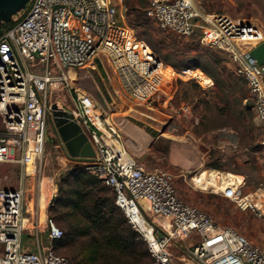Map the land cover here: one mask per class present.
<instances>
[{
  "label": "built area",
  "instance_id": "built-area-1",
  "mask_svg": "<svg viewBox=\"0 0 264 264\" xmlns=\"http://www.w3.org/2000/svg\"><path fill=\"white\" fill-rule=\"evenodd\" d=\"M205 1L149 0L145 13L157 27L178 36L201 31L213 48L229 55L246 83L264 150V64L249 56L250 49L262 42L263 33L252 23L205 13L201 7ZM118 4L115 0H30L13 27L0 35V164L16 163L22 170L15 188L5 187L0 178V264H69L52 247V241L63 235L61 228L45 217L47 243L42 246L37 210H25L26 174L40 169L47 118L54 126L51 98L70 91L68 71L94 70L105 63L122 91L148 106L160 92L165 93L163 64L124 24ZM243 41L253 43L242 47ZM175 75L191 76L202 88L213 85L212 78L203 83L190 69L174 72L166 82ZM70 102L57 107L77 123L94 151L93 157L73 158L81 159L84 168L113 191L114 204L145 241L151 264H264V238L252 241L184 201L171 172L150 170L128 152L113 112L101 109L91 95L75 90ZM59 143L66 151L61 139ZM241 178L222 189L213 185L206 189L232 200L242 211L260 215L250 202L254 192H242ZM189 180L201 189L192 176ZM41 184L39 180V188ZM25 212L31 216L28 226ZM26 230L35 239V250L22 247Z\"/></svg>",
  "mask_w": 264,
  "mask_h": 264
},
{
  "label": "rangeland",
  "instance_id": "rangeland-1",
  "mask_svg": "<svg viewBox=\"0 0 264 264\" xmlns=\"http://www.w3.org/2000/svg\"><path fill=\"white\" fill-rule=\"evenodd\" d=\"M115 1H119L118 13L124 24L133 29L135 36L143 40L157 57L149 44L150 33L179 49L178 53L172 52L174 54L167 63L158 57L163 64V79L171 78L174 72L180 74L182 71L174 68L172 64L180 67L191 60L193 62L197 54L204 51L218 56L221 65L228 72L227 76L230 75L231 78L226 79L218 72L216 79H213V85L202 88L191 76L175 75L169 82L163 81L162 89L165 93L160 92L148 106L146 103H137L123 92L116 77L104 63L103 66H96L94 70H71L75 73L72 78L69 70L70 91L59 92L57 97L51 98V104L70 106L75 90L91 95L101 109L113 112L112 117L120 128L123 142L136 160L144 162L150 170L171 172L175 177L177 194L184 201L209 214L217 224L230 225L250 240L260 241L264 238L262 212L259 215L258 212L250 210L242 211L232 200L210 189H198L189 180L203 170L211 175H218V172L227 176L235 175L238 180L242 179L239 177L241 175L244 177L242 192H264V150L259 144L260 130L254 119L253 107L250 108V114H244V120L241 119V109L246 102L240 98L244 91L248 95L243 77L235 71L229 55L213 48L203 37V32L188 37L178 36L160 29L149 18L148 26L134 29L128 23L124 0ZM141 2L142 11L145 12L149 0ZM201 7L205 13L224 14L232 19L256 25L262 31L264 41V0H207ZM252 43L245 41L240 46L248 47L247 44ZM168 44L164 45L165 51H168ZM167 67L172 69V74L167 72ZM188 69L203 72L200 68ZM202 74L207 76L204 72ZM207 78L209 79L208 76ZM227 99L230 105L225 107L223 101ZM248 102L253 104L251 99ZM129 127L132 128L131 133ZM45 132L46 142L40 169L26 174L25 179L29 185L25 210L36 209L39 221L45 220V216H51L48 209L56 194L59 179L72 167L82 165L81 159L69 156L60 145V138L49 118ZM215 161L221 168L208 166ZM21 172V167L16 163L0 164V178L5 187L15 188ZM204 179L206 186H217L207 178ZM39 180L42 181L40 188ZM222 181H226V177L216 178V182ZM61 211L67 213L69 210L62 208ZM24 217L27 225L31 219L29 212H25ZM56 224L62 230L63 226L74 225L79 231L84 223L80 216L71 217L65 214L61 222L56 221ZM26 233L22 240L23 248L35 245L33 236ZM95 235L94 229H90L88 234L75 235L66 246L55 251L67 257L70 264L78 263L95 248ZM100 253V260L95 264H129L127 257L115 249L101 247Z\"/></svg>",
  "mask_w": 264,
  "mask_h": 264
},
{
  "label": "trees",
  "instance_id": "trees-1",
  "mask_svg": "<svg viewBox=\"0 0 264 264\" xmlns=\"http://www.w3.org/2000/svg\"><path fill=\"white\" fill-rule=\"evenodd\" d=\"M123 4L127 11L128 23L132 28L138 29L148 26L146 9L145 12L142 11L141 0H124ZM23 13L21 15L16 14L11 20L0 23V35L13 27L18 17L22 16ZM200 32L198 31L195 34ZM150 37V46L164 63H167L170 56L174 54L172 52L178 53L179 49L176 45L175 47L174 45H169L154 33H150ZM203 37L205 38V36ZM166 44H168V51H165ZM195 58L196 60L193 59V62L191 60V62L180 67H177L176 64H172V66L178 70L200 68L212 80L216 79L218 72L226 79L231 78L230 75L227 76L228 72L221 65V60L218 56L204 51L198 53ZM240 99L246 102L241 109V119L244 120V114H250V108L253 107V104L251 105L248 102L250 97L245 94V91ZM223 103L225 107L230 105L228 99L224 100ZM208 166L217 169L221 168L217 161L208 164ZM101 184V180L85 169L83 165L72 167L59 179L56 194L49 205L48 212L51 214L49 218L56 223V221L61 222L65 214L71 217L80 216L84 224L79 231L76 230L77 226L74 225L63 226V230L61 229L63 235L59 239L52 241L53 249H60L66 246L69 240L72 241L75 235H85L89 233L90 229H94L96 234L95 248L91 249L85 258L83 257L81 261L74 264H95L100 260L101 247L104 249L109 247L120 252V254L122 253L127 257L129 264H151L152 258L145 241L130 227L121 210L114 204V195L113 197L106 196L104 188L107 186ZM62 208L69 211L64 213L61 211ZM102 262L104 263L105 261L102 260Z\"/></svg>",
  "mask_w": 264,
  "mask_h": 264
},
{
  "label": "water",
  "instance_id": "water-1",
  "mask_svg": "<svg viewBox=\"0 0 264 264\" xmlns=\"http://www.w3.org/2000/svg\"><path fill=\"white\" fill-rule=\"evenodd\" d=\"M30 0H0V23L11 20L16 14L21 15ZM249 56L258 65L264 64V41L253 46ZM54 127L63 141L68 154L72 157L88 158L94 156V151L85 134L75 121H70V115L56 104L51 106Z\"/></svg>",
  "mask_w": 264,
  "mask_h": 264
},
{
  "label": "bare ground",
  "instance_id": "bare-ground-1",
  "mask_svg": "<svg viewBox=\"0 0 264 264\" xmlns=\"http://www.w3.org/2000/svg\"><path fill=\"white\" fill-rule=\"evenodd\" d=\"M260 34H262V33L260 32ZM260 37L261 36L259 35L258 38H260ZM243 42H245V41H243ZM251 42H253V41H251ZM239 45H240V43H239ZM166 70L168 73L172 74V69L170 67H167ZM73 74H75V73L70 70L69 76L71 77ZM195 74L198 75L201 82H203V83L209 82V79L204 74H202L196 70H195ZM162 79H163V77H162ZM165 80H167V79L166 78L163 79V81H165ZM222 176L226 177V181H222L220 183L216 182V178L222 177ZM197 178H202V180H197ZM204 178H207V180H209V182L211 181L213 183H216L217 186H215V188H221V189L223 187H225L226 185L233 183L234 180L237 179L235 176H227L226 174H223L220 172H218V175H216V174L211 175L207 170L206 171L203 170V173L201 172L198 175L192 176V179H193V182L195 183V185L200 187L201 189H206L207 187H209V186H206V182H203V181H206ZM250 202L252 205L257 206L259 208L260 212H262V214L264 215V192L263 191H255L254 193H252V195L250 196ZM188 264H193V263H188Z\"/></svg>",
  "mask_w": 264,
  "mask_h": 264
},
{
  "label": "crops",
  "instance_id": "crops-1",
  "mask_svg": "<svg viewBox=\"0 0 264 264\" xmlns=\"http://www.w3.org/2000/svg\"><path fill=\"white\" fill-rule=\"evenodd\" d=\"M128 130H129V132L131 133L132 132V128L131 127H129L128 128ZM139 163H141V164H143L145 167H146V164L144 163V162H142V161H139V160H137ZM147 168V167H146ZM203 173V172H202ZM222 173V172H221ZM233 176H235V175H233ZM235 177H237V176H235ZM239 177H241V176H239ZM209 181V180H208ZM102 185V184H101ZM105 189V195L106 196H110V197H113V191L109 188V187H106V188H104ZM46 217V216H45ZM40 222V224H41V229H40V238L42 239V240H40V243H41V245L43 246V245H45L46 243H47V238H46V229H45V227H44V220L42 221V220H40L39 221ZM26 226H28V225H26ZM25 232H27L26 233V235H28L29 233L31 234V232H29L28 230H26ZM25 232H24V234H25ZM24 234H23V236H24ZM28 249H30V250H35L36 249V246L35 245H33V246H26Z\"/></svg>",
  "mask_w": 264,
  "mask_h": 264
}]
</instances>
